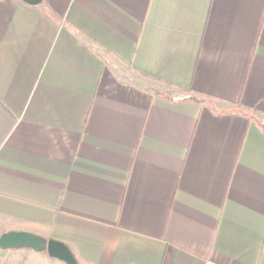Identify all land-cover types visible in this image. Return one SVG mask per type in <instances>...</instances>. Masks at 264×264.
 Wrapping results in <instances>:
<instances>
[{
  "label": "crops",
  "instance_id": "obj_1",
  "mask_svg": "<svg viewBox=\"0 0 264 264\" xmlns=\"http://www.w3.org/2000/svg\"><path fill=\"white\" fill-rule=\"evenodd\" d=\"M12 230L79 264H264V0H0Z\"/></svg>",
  "mask_w": 264,
  "mask_h": 264
},
{
  "label": "water",
  "instance_id": "obj_2",
  "mask_svg": "<svg viewBox=\"0 0 264 264\" xmlns=\"http://www.w3.org/2000/svg\"><path fill=\"white\" fill-rule=\"evenodd\" d=\"M28 4L37 5L43 0H24ZM0 248L33 249L37 252H47L51 257L64 261L67 264H79L72 249L63 241L48 239L40 234L28 231H7L0 235Z\"/></svg>",
  "mask_w": 264,
  "mask_h": 264
},
{
  "label": "rangeland",
  "instance_id": "obj_3",
  "mask_svg": "<svg viewBox=\"0 0 264 264\" xmlns=\"http://www.w3.org/2000/svg\"><path fill=\"white\" fill-rule=\"evenodd\" d=\"M28 250H30V251H26V252H30V253L32 252V254H34V256H38L39 258H41L40 261L39 260L38 261L37 260L36 261H33V260L31 261V262H34L36 264H50V262H56V264H67V263H65L62 260L50 257V255L48 253H46V252L35 253L37 251H31V249H28ZM37 254H41V255H37Z\"/></svg>",
  "mask_w": 264,
  "mask_h": 264
}]
</instances>
